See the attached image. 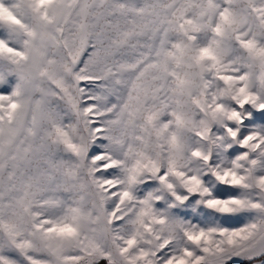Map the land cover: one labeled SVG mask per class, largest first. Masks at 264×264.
<instances>
[{
  "label": "clouds",
  "instance_id": "obj_1",
  "mask_svg": "<svg viewBox=\"0 0 264 264\" xmlns=\"http://www.w3.org/2000/svg\"><path fill=\"white\" fill-rule=\"evenodd\" d=\"M0 264H264V0H0Z\"/></svg>",
  "mask_w": 264,
  "mask_h": 264
}]
</instances>
